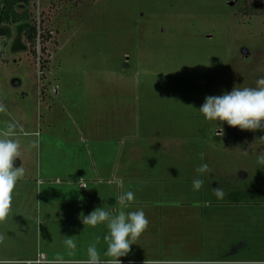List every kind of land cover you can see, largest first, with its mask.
<instances>
[{
	"label": "rangeland",
	"instance_id": "obj_1",
	"mask_svg": "<svg viewBox=\"0 0 264 264\" xmlns=\"http://www.w3.org/2000/svg\"><path fill=\"white\" fill-rule=\"evenodd\" d=\"M28 9L34 43L20 23L0 45V133L18 142L24 165H131L124 210L142 209L149 226L120 257L128 264H264V131L198 112L206 96L264 76V0H31ZM18 205L0 221V264L20 241L32 249L43 226Z\"/></svg>",
	"mask_w": 264,
	"mask_h": 264
},
{
	"label": "crops",
	"instance_id": "obj_2",
	"mask_svg": "<svg viewBox=\"0 0 264 264\" xmlns=\"http://www.w3.org/2000/svg\"><path fill=\"white\" fill-rule=\"evenodd\" d=\"M40 101L42 103L45 101L41 94ZM16 163L22 168L12 198V201L19 203L16 211L19 210L18 214L24 217L31 215L37 219L41 218L43 226L35 234L36 243L32 249L26 245V242L20 241L10 252L13 253L11 255L14 258L1 262L49 264L52 260H62L65 264H80L82 260L87 259L86 250L92 243L96 244L101 258L107 259L103 256L107 247L104 241L107 233L106 225L100 224L96 227L84 225L82 218L98 207H104L114 214L118 197L128 191L134 192L133 188H126V183L133 181L136 175L133 167L95 163L24 165L20 158H17ZM79 170L81 173L76 174ZM82 182L86 187H82ZM29 202H35L31 211H28ZM145 215L148 216L147 213ZM150 221L154 223L153 219ZM66 237L73 238L77 245L76 249L67 248L64 244ZM41 255L43 263H36ZM121 261L123 264L133 262Z\"/></svg>",
	"mask_w": 264,
	"mask_h": 264
},
{
	"label": "clouds",
	"instance_id": "obj_3",
	"mask_svg": "<svg viewBox=\"0 0 264 264\" xmlns=\"http://www.w3.org/2000/svg\"><path fill=\"white\" fill-rule=\"evenodd\" d=\"M198 112L209 122H226L231 127L240 130L264 131V76L256 80L255 87L234 86L231 91L221 95H209L204 98ZM9 132L0 133V221H4L9 214L11 201L21 176L22 168L17 164L19 158V144L16 140L7 138ZM264 141V136L259 137ZM203 158V157H202ZM257 162L264 165V152L257 153ZM208 169L207 163H202L196 171L204 173ZM201 179L192 181L193 190L198 191L202 186ZM218 199L224 196L223 190L218 186L214 188ZM134 200L131 191L118 197L121 210L112 214L104 207H98L86 216L82 223L91 227L105 224L107 233L104 236L106 250L101 258L96 244L87 247V259L80 264H122L120 257L129 254L131 246L145 232L149 221L142 209L125 211L124 209ZM64 244L68 249L74 250L77 245L72 237H66ZM49 264H65L62 260H52ZM146 264V262H145Z\"/></svg>",
	"mask_w": 264,
	"mask_h": 264
},
{
	"label": "trees",
	"instance_id": "obj_4",
	"mask_svg": "<svg viewBox=\"0 0 264 264\" xmlns=\"http://www.w3.org/2000/svg\"><path fill=\"white\" fill-rule=\"evenodd\" d=\"M31 0H0V36L4 37L1 45H5L11 38L10 24L23 23L25 26V39L30 44H33L36 38V27L30 23L29 5ZM19 7H24L22 11H18ZM252 12H255V7H252ZM6 21L8 23H6Z\"/></svg>",
	"mask_w": 264,
	"mask_h": 264
},
{
	"label": "built area",
	"instance_id": "obj_5",
	"mask_svg": "<svg viewBox=\"0 0 264 264\" xmlns=\"http://www.w3.org/2000/svg\"><path fill=\"white\" fill-rule=\"evenodd\" d=\"M4 37L0 36V45L2 44V41H4ZM82 187H86V184L85 183H81ZM40 259H38L37 261H35L36 263H43V256H39Z\"/></svg>",
	"mask_w": 264,
	"mask_h": 264
},
{
	"label": "water",
	"instance_id": "obj_6",
	"mask_svg": "<svg viewBox=\"0 0 264 264\" xmlns=\"http://www.w3.org/2000/svg\"><path fill=\"white\" fill-rule=\"evenodd\" d=\"M230 5H233L232 3ZM243 53H245V49L243 50Z\"/></svg>",
	"mask_w": 264,
	"mask_h": 264
}]
</instances>
